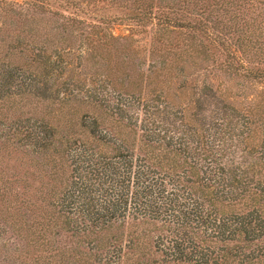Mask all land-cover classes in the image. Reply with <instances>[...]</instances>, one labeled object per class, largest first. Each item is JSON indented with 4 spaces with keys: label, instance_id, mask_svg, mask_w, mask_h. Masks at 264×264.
Here are the masks:
<instances>
[{
    "label": "trees",
    "instance_id": "1",
    "mask_svg": "<svg viewBox=\"0 0 264 264\" xmlns=\"http://www.w3.org/2000/svg\"><path fill=\"white\" fill-rule=\"evenodd\" d=\"M62 1L59 27L77 28L66 42L100 68L75 86L46 34L32 30L13 62L43 1L0 0L21 24L0 44V237L11 233L14 258L25 232L47 244L58 229L130 223L155 228L141 233L153 257L137 251L135 264H264V0ZM96 1L120 12L87 8ZM116 19L127 33L101 29ZM224 77L260 87L233 104ZM136 240L92 245L116 263Z\"/></svg>",
    "mask_w": 264,
    "mask_h": 264
},
{
    "label": "rangeland",
    "instance_id": "2",
    "mask_svg": "<svg viewBox=\"0 0 264 264\" xmlns=\"http://www.w3.org/2000/svg\"><path fill=\"white\" fill-rule=\"evenodd\" d=\"M42 1L43 2L41 3L43 7L42 5L36 6L35 9H30L28 11L27 15L29 16L27 20L22 24L23 31H26V35H23L22 32L18 34V37H21L22 40L18 45V48L19 50H21V52H19L20 55H17L19 58L16 56L12 57L13 62L19 63V61H21L20 58H22L24 55H27L26 47H29L27 43H31V37H33L30 32L32 30H35L38 33H42V36H40V38H42L46 34L45 39H41L43 40L42 45H44L45 54H50L54 47L59 50L63 49L61 50V56L65 60V67L62 77L65 76L69 78V81L71 83L69 86L80 84L78 82L83 81L86 77L92 78L91 74H96L100 71V68L98 67V69H95V66L92 65L91 61L89 60L82 62V56L76 57L79 47L82 46L81 44H79V42L75 41V43L73 44L66 42L70 40L68 34L70 32L75 33L77 31V28L75 26L73 28V26L68 25L66 26V28L62 29L61 27H59L60 16H58V14L52 13V11H57L59 13H67L68 11L70 12L72 10L71 6H65V3L62 0ZM87 1L89 3L90 0ZM95 4L96 5L88 4L87 8H91L97 13L111 14L120 12L118 9L109 7L100 1H98V3L96 1ZM100 5H103V7H100ZM15 6L10 8L8 4L6 5L3 2L0 3V26H2V28L4 27V29H2L4 33L1 34L2 36L0 37V44L2 42L6 43V33H17L16 31H18V26L21 25L19 23V20L17 18H14V15L17 14L18 9V6H16L17 8ZM64 8H66V10ZM123 22V20L121 21L119 19H116L109 22L107 24V27L101 29L110 31L113 34H124L127 33L128 30L125 23ZM83 28L88 31L87 27L84 26ZM102 30H100V33ZM140 37H142V35H140ZM40 38L35 37L33 41H38V39ZM140 42L142 41L140 40ZM224 78L226 79L227 77ZM226 87V100H229V102L233 104H238L240 101H242V96H245L246 98L252 97V95L259 89L260 85L258 83H250L233 77L226 79ZM170 90L174 92V97H181L180 95H178L177 88H172ZM177 97L174 98L176 101H178ZM10 164L7 167V172L15 170L10 166ZM26 179L27 182L32 186H35V184H37V179H30L28 177H26ZM144 231L149 235L147 238H151L152 234L155 232V228L148 227L147 225L123 223L122 225H116L111 229L105 231L103 234H99L96 236L76 235L71 234L63 229H58L57 233L52 232L51 234L47 235V244H38L40 239L35 240V237H37L36 233L28 236L27 232H25L24 234H26V236L24 237L26 238H22L19 240L20 244L23 243L22 245L25 249V252L22 254L21 259L14 258V256L17 254V251H14V249L12 248L13 245L10 244L11 238H5V235L11 234L7 231L3 236L0 237V264H135L132 263V261L134 260L135 256H138L137 251H139V255H142L143 257H146L145 254L148 255V257H153L151 241L146 244H142L145 243L143 239L146 238L144 233L141 234ZM136 235H139V238H141L139 242L135 238ZM113 237L121 240L134 238L138 242L139 246H142L140 247V249L138 248L134 251V247H132L130 244L128 246H124V252H122L121 257H119V260L116 263H103L102 260L98 261L96 257L98 256L99 249L101 247H94L92 245V240H94L99 245L103 244L106 239H112ZM13 241H17V238L15 237ZM34 243H37L38 245H34ZM125 257L126 260L123 261Z\"/></svg>",
    "mask_w": 264,
    "mask_h": 264
}]
</instances>
